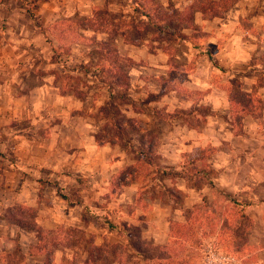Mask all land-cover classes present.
I'll return each mask as SVG.
<instances>
[{"label": "rangeland", "instance_id": "obj_1", "mask_svg": "<svg viewBox=\"0 0 264 264\" xmlns=\"http://www.w3.org/2000/svg\"><path fill=\"white\" fill-rule=\"evenodd\" d=\"M259 1L262 0H30L25 5L17 0H0V31L5 33L0 36V45L9 42L18 53L31 48L47 51L44 62L56 66L45 72L54 75L53 84L59 87V94L70 98L66 108L73 110V116L79 115L76 127L83 129L88 123L89 141L86 160L79 156L81 172H72L64 156H72V150H78L71 143H76L79 134L61 133L55 135L53 142L40 138L43 126L29 118L35 107H39L40 114L47 111L33 93L40 88L39 83L26 73L22 86H5L0 76V264H37L34 260L25 262L21 250V241L29 244L31 240L35 245H30L27 253L41 256L38 264H110V257L106 260L103 255L95 256V250L107 245L120 246L129 257L138 252L144 256L138 259L139 264H167L169 252L177 253L173 258L182 264H255L256 249L242 247L255 238L253 220L246 212L249 204L218 188L210 191L207 186L212 184L213 174L207 161L215 149L196 151L186 159L190 165L183 169L159 166L155 154L147 149L158 142L157 138L140 134L145 122L133 115L143 112V106L148 110L153 107L133 104L130 99H144L155 105L165 97L186 98L194 93L198 99L207 94L209 89L190 92L183 83L185 75L179 70L184 63L186 71L193 70L199 51L207 49L204 45L208 32L196 24V19L211 21L231 14L255 17L260 15ZM27 10L40 27L32 22ZM145 12L163 30L151 25ZM133 25L137 29L129 37L137 38L135 45L166 50L169 55L171 72L147 82L142 91L128 90L127 73L138 63L119 56L115 43L116 32ZM216 26L213 24L212 30ZM254 26L252 22L241 25L244 37L248 39L258 32ZM220 45L218 41L215 46ZM10 49L3 47L0 52L11 58ZM188 49L198 51L190 61L187 57L175 58V51L184 53ZM219 71L213 75V82L222 90L228 89L237 101H243L240 77L225 85L219 83L225 71ZM102 79L104 83L107 79V84L97 88ZM170 91L174 94H168ZM60 106L65 107L52 103L49 116L61 115ZM164 110L158 111L162 118L176 117V112ZM205 112L207 108L198 109L203 117ZM188 119L195 128L202 127V120ZM16 134L22 140L15 138ZM103 147L109 150H101ZM100 161H107L108 165L102 167ZM117 161L121 164H115ZM50 163L59 169L50 168ZM16 169L23 173L21 183L16 181ZM160 172L167 175L163 177ZM180 172L194 173L189 186L204 189L203 198L192 209L184 208V194L170 186L169 178ZM129 174L136 178V191L124 186ZM167 196L173 200L172 205ZM157 203L168 210L172 231L177 229L176 224L185 226L188 240L182 242L174 237L167 241L165 233L154 232L166 223L165 218L156 221L147 213ZM174 206L179 207L178 212L173 211ZM160 247L168 250L161 254ZM90 252H94L91 260ZM223 256L230 260L224 261ZM122 263H127L126 257ZM129 264H135L134 258Z\"/></svg>", "mask_w": 264, "mask_h": 264}, {"label": "crops", "instance_id": "obj_2", "mask_svg": "<svg viewBox=\"0 0 264 264\" xmlns=\"http://www.w3.org/2000/svg\"><path fill=\"white\" fill-rule=\"evenodd\" d=\"M248 4L249 2L246 3V5ZM257 8L260 15L255 17L231 14L222 19L211 21L196 19V24H200L202 30L208 32V41L204 45L207 49L199 51L201 54L196 60L193 70L186 71V63L179 70L185 75L183 83L190 89V92L192 90L205 91L209 89L207 94L198 99H195L194 93L186 98L176 96L167 99L165 97L161 99V103L157 102L155 105L151 101L146 102L144 99L130 100L133 104L144 103L145 106L153 107V109L148 110L147 107L143 106V112L138 111L133 115L135 117L140 116L145 122V128L140 130V134L154 136L155 140L157 138V143L148 146L158 159L159 166L165 169L169 167L176 170L183 169L190 165L186 159L190 158L196 151L206 147L215 149V152L207 161L213 171L210 178L212 184H207V186L210 191L218 188L224 193L230 194L233 198L246 201L249 204L246 212L253 220L255 238L254 241L244 244L242 247H254L257 255L255 264H264V82L259 83V80L264 77V0L257 3ZM245 22H252L255 24L254 27L258 28V32L248 39L244 37V29L241 27ZM215 23L218 26L212 30ZM4 35L5 33L0 31V36L3 37ZM117 37L115 40L117 54L138 63L136 68L129 70L127 73L129 91L136 89L142 91L145 89L143 86H146L147 82L158 80L171 72L167 52L161 49L149 50L144 45L127 42L122 36ZM218 41L221 45L216 48L215 45ZM8 46L11 47L9 51L11 58L5 55L4 52H0V76L1 79L5 80V86L8 83H16L17 87H20L26 79V73L33 76L32 78L40 86V88L33 90V93L35 92L38 95L36 101L43 105V110L47 111L40 114L41 112L37 111L39 107H35L36 109L32 111L29 118H33L43 126L40 138L52 142L53 139L55 140V135L61 133L79 134L76 143L71 144L85 153L82 154L78 153V150H72V152L74 151L71 152L72 156L71 154L65 155L64 159H67V162L72 166V172H81L80 168L83 165H81L82 161L79 156L83 155L84 160H86L87 146H89L87 139L88 123L85 122V128L83 129L76 127V120L79 115L73 116L72 114H75L73 110L66 108V103L70 98L59 94V87L53 84L55 82L54 75L45 72L48 68L56 65L44 62L48 56L45 50L31 48L18 53L16 48L11 46L9 42L2 43L0 48H7ZM197 53V49L195 51L188 49L184 53L175 51L174 55L175 58L187 57V60L190 61L191 57L196 56ZM60 67L65 72L64 65ZM219 70L225 71L223 80L219 83H225L226 85V82L230 79L240 77V91L254 100L251 102L252 106L246 111H233L227 90H222L213 82L212 77L216 73L219 74ZM106 84L107 79H105V83L102 79L100 84H97V88ZM114 92L112 91V93ZM145 93L147 94L146 90ZM168 94L172 95L174 91H170ZM78 101L79 104L83 103L80 100ZM52 103L65 105V107L60 106L59 108L61 110L59 114L61 115L57 117L49 116L52 114L50 111ZM79 106H77V109L81 110ZM129 107L131 106L129 105ZM201 107L207 108L204 117L198 113V109ZM160 108H165V113L176 112V117L167 119V116H164L162 118V116H159L161 113H158ZM189 117L192 118L191 120L194 118L202 120V127L195 128L193 123H190L191 121L188 122ZM78 120H80V123L82 122L81 117ZM15 138L22 140L18 134ZM66 148L69 149L68 146ZM101 150L108 151L109 149L103 147ZM130 162L132 161H129V164H131ZM99 164L102 167L108 165L107 161H100ZM115 164H121V162L117 161ZM49 167L54 170L59 169L53 167V163H50ZM15 173H17L15 174L16 181L21 183L23 181L22 171L16 169ZM160 175L164 177L162 172H160ZM18 177L22 178L18 181ZM173 177L169 178L170 186H175L179 192L184 194V208L192 209L194 204H197L203 198L201 195H203L204 189H195L189 186L187 179L182 176L175 175ZM2 178L1 175V183L3 182ZM127 188H134L133 190L136 191V180H132ZM165 189L170 193L168 187ZM167 197L169 204L172 205L173 200L170 196ZM176 209H179V207L174 206L173 211L178 212L179 210ZM147 213L150 218L156 221L161 222V219L165 218V225L154 229V232L165 233L168 241L171 231V222L167 218L168 210L157 203ZM68 216L70 217L71 213H68ZM27 234L25 236L28 237ZM20 245L26 257L25 262L30 260H34L37 264L41 262V256L33 257L27 253L30 245H35L34 241L31 240L29 244L21 241ZM224 258L227 257L223 256L222 259L225 260ZM239 263L243 264L241 261Z\"/></svg>", "mask_w": 264, "mask_h": 264}, {"label": "trees", "instance_id": "obj_3", "mask_svg": "<svg viewBox=\"0 0 264 264\" xmlns=\"http://www.w3.org/2000/svg\"><path fill=\"white\" fill-rule=\"evenodd\" d=\"M17 1H19V2H21L22 4H25V5H28V2H30V0H17ZM200 10L199 9H197L196 10V12H199ZM143 13H144V11H143ZM146 13V12H145ZM27 14H28V16H29V18L32 20V22L37 26V27H40L39 26V24L36 22V18H35V16L32 14V12L30 11V10H27ZM147 19H148V22L151 24V25H154V24H156L153 20H152V18L150 17L151 15H149L148 13H146V14H143ZM164 22H166V20H164ZM126 28H125V30H123V31H120V33H117L116 32V36H122L123 38H125V40L127 41V42H129V43H131V44H134V42L135 43H138L137 41V38L136 39H134V38H130L129 37V33L131 32V31H133V30H136L137 28H136V26L135 25H133V26H131V27H129V26H125ZM156 27H157V29H159V30H163V28H161V27H159V26H157V24H156ZM166 27V26H165ZM178 39V38H177ZM163 51H165V52H167L166 50H163ZM168 54V53H167ZM262 82H264V77H262L260 80H259V83H262ZM227 90V93H228V96H229V100H230V102H231V109L233 110V111H246L249 107H251L252 105H251V102H253L254 100L251 98V97H247V96H245V95H243V101H237L236 99H234L233 97H231V95H230V93H229V90L228 89H226ZM253 100V101H252ZM147 149H149L150 150V148H147ZM151 151V150H150ZM163 173V175L164 176H166L167 174L165 173V172H162ZM176 176H182L183 178H186L187 179V181L188 182H190V178H192L193 177V175H194V173H192V174H184V173H176L175 174ZM175 175H173V176H175ZM129 176H130V178H129V180L128 181H126V183H125V185L124 186H127L132 180H136V178L135 177H132V175L131 174H129ZM193 188H195V186L193 187ZM62 199H65V197H62ZM110 227V226H109ZM173 225L171 224V231H170V236H169V238H174V239H177V240H180V241H182V242H184L185 240H188L187 239V231L185 232L183 229H184V225L183 224H176L175 225V227H177V229L176 230H174V231H172L173 230ZM111 228V227H110ZM172 234L174 235L173 237H172ZM95 249H97V248H95ZM106 249H107V251H106ZM175 249V248H174ZM168 249L166 248V247H160L159 249H158V251L159 252H161V254L162 253H164V252H166ZM96 252H95V256H96V258L97 257H101V255H103V256H105V259L106 258H108V257H110V264H123L122 263V261H123V259H124V257H126L127 258V263L129 264L130 262H131V259L132 258H134V260H135V264H139V258H144V256H142L141 257V255L140 254H138V252L136 253H132L131 255H133L134 257H132L131 255H130V257H129V255H127L126 253H125V251L124 250H122V248L120 247V246H113V245H107V246H105L104 248H99V249H97V250H95ZM99 251V253H97ZM174 252V251H173ZM39 253H41V251H39ZM129 254V253H128ZM141 254H143L142 252H141ZM168 255V257L166 256V258H167V264H182V261L181 260H176V259H174L173 258V255L174 256H176L177 255V253H175L174 252V254H172L171 252H169V254H167ZM89 256H90V260H91V258L93 257L94 258V252H90L89 253ZM128 256V257H127ZM107 260V259H106ZM147 260L145 259V262H146ZM141 262V261H140ZM91 263L92 264H98L97 262H94V261H91ZM127 263H124V264H127ZM157 264H162V262H160V263H157Z\"/></svg>", "mask_w": 264, "mask_h": 264}, {"label": "built area", "instance_id": "obj_4", "mask_svg": "<svg viewBox=\"0 0 264 264\" xmlns=\"http://www.w3.org/2000/svg\"><path fill=\"white\" fill-rule=\"evenodd\" d=\"M225 260L224 261H228V260H230V258H224Z\"/></svg>", "mask_w": 264, "mask_h": 264}]
</instances>
